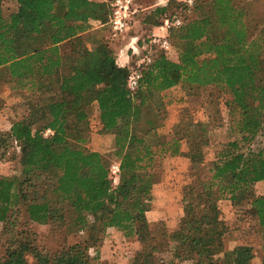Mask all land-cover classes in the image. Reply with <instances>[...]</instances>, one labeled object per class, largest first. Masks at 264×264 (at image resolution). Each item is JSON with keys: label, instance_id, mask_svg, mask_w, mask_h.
<instances>
[{"label": "trees", "instance_id": "obj_1", "mask_svg": "<svg viewBox=\"0 0 264 264\" xmlns=\"http://www.w3.org/2000/svg\"><path fill=\"white\" fill-rule=\"evenodd\" d=\"M11 1L17 10L6 19L0 13V75L24 100L26 113L8 132H0V161L15 147L20 166L18 175L0 177V264H98L107 229L139 243L154 239L142 217L150 211L158 164L179 157L182 148L173 134L158 133L165 119L161 94L178 86L190 98L209 87L225 92L230 97L227 129L234 140L208 164L202 190L183 196V225L162 233L161 245L179 263L251 264V246L225 250L227 227L218 202L247 203L249 215L264 227V196L254 192L264 181V151L250 150L264 136V0H193V8L204 9L201 18L182 21L167 33L169 45L178 49L177 62L163 51L150 56L138 69L134 90L127 86L136 70L132 63L119 66L111 50L86 47L82 36L90 29L95 1ZM177 6L189 8L185 1ZM164 11L155 13L163 22L174 17ZM97 13V26L105 27L108 9ZM62 44L70 46L68 53L61 52ZM62 93L70 99L63 100ZM36 97L44 103L34 104ZM87 103L96 105L104 130H119L113 153L119 167L116 186L108 158L83 147ZM180 120L199 146L191 159L196 175L212 129L197 125L186 110ZM47 130L52 135L44 136ZM20 216L25 224L48 225L64 237L67 232L89 237L84 243L65 239L49 252L34 238L21 239ZM261 251L264 264V239ZM136 255L135 264H155L151 254Z\"/></svg>", "mask_w": 264, "mask_h": 264}, {"label": "rangeland", "instance_id": "obj_2", "mask_svg": "<svg viewBox=\"0 0 264 264\" xmlns=\"http://www.w3.org/2000/svg\"><path fill=\"white\" fill-rule=\"evenodd\" d=\"M96 9L90 15V29L83 34V40L89 51L103 47L105 50H111L118 64V48L123 46L133 47L134 54L130 57V63L134 69H139L140 65L150 56L154 58L163 51L165 57L173 62H177L178 49L170 46L169 50L161 49L152 41V35H157L156 41L165 36L159 27L162 25V16L156 15V9H165L164 16L176 15L181 22L191 19L201 18L204 9L202 5L193 8V4L184 8L177 5L185 0H175L167 4V0H135L138 9L134 16L129 30L118 40L109 43L107 27H98L95 16L101 7L108 9V2L103 0H93ZM244 3L249 0H238ZM199 5V4H198ZM17 10V5L11 0H0V13L6 19L10 14ZM98 16V15H97ZM97 26V27H96ZM97 28L96 30H92ZM174 30L170 31L172 33ZM157 32L159 34H157ZM169 33V34H170ZM107 34V35H106ZM106 36V37H105ZM132 37V38H131ZM91 43H93L91 45ZM139 43V47L136 44ZM62 53H68L70 46L62 44L60 47ZM14 91L10 90L5 76L0 75V132H8L11 125L20 119L22 114L26 113V105L23 99L14 96ZM165 104V119L158 133L162 135L173 134L179 139L182 148L178 159H164L159 161L157 168L158 182L152 188L153 201L150 204V213L142 217L146 221L149 229L154 235V239L139 243L136 239H125L114 229H107L105 237L100 247V260L98 264H135L138 260V253L151 254L155 264H191L185 262L172 261L166 247L161 245L160 235L164 232H173L179 230L183 225L182 198L187 193H196L202 190L208 172L207 167L224 149V146L234 140L233 135L227 129V111L226 102L230 97L217 88L209 87L203 90L198 97L190 98L186 95L181 86L175 87L170 91L161 94ZM63 100H69L67 94L62 93ZM34 104L42 105L43 99L36 97ZM87 112V119L82 124V132L86 136V142L83 147L91 152L104 154L112 165H118V160L113 157L115 151V136L119 130L106 131L101 126L98 119L97 107L94 103L84 105ZM188 111L197 125L209 126V142L204 147V163L199 168L196 175L192 174L191 159L194 152L199 150L197 142L187 136L183 124H181V111ZM252 151H264V136L257 137L250 146ZM20 166L18 164V149L13 147L9 149L6 157L0 161V177H12L19 174ZM110 172V168H109ZM113 186L119 181V176L115 179L111 175ZM118 178V179H117ZM254 192L256 195L264 196V181L255 184ZM215 196V191L212 194ZM220 218L227 227V232L222 241L225 250H231L234 247L246 244L253 248L254 259L251 264H261L262 251L261 243L264 239V227L261 228L256 217L249 215V205L247 203L233 206L228 200L218 202ZM71 216L67 219L70 225ZM24 231L18 230L21 239H33L35 243L46 251H55L63 245V240L68 239V243H84L89 234L81 232L78 234L63 233L50 230L48 225H39L34 223L25 224L22 216L19 217ZM0 223V232L2 229ZM31 237V238H30ZM32 261V257H27Z\"/></svg>", "mask_w": 264, "mask_h": 264}, {"label": "built area", "instance_id": "obj_3", "mask_svg": "<svg viewBox=\"0 0 264 264\" xmlns=\"http://www.w3.org/2000/svg\"><path fill=\"white\" fill-rule=\"evenodd\" d=\"M185 3L188 6L193 4V0H185ZM108 21L106 27L108 30L107 42L112 43L123 34H125L132 25L134 16L137 14L138 9L135 4V0H112L108 3ZM181 20L174 16L171 20H165L163 24L159 27L162 32H165V36L160 40L156 41L157 35H152V41L156 43L161 49L169 50L170 45L166 40L168 30L171 28H177L181 26ZM145 63H149L150 59L147 58ZM140 78L138 69H136L128 78L127 86L130 90H134L137 87V82ZM52 135L50 130H47L44 136ZM110 173L114 179L119 175L118 165H112L110 167Z\"/></svg>", "mask_w": 264, "mask_h": 264}, {"label": "crops", "instance_id": "obj_4", "mask_svg": "<svg viewBox=\"0 0 264 264\" xmlns=\"http://www.w3.org/2000/svg\"><path fill=\"white\" fill-rule=\"evenodd\" d=\"M96 20V19H95ZM91 23V22H90ZM97 27V26H96ZM97 28H93L92 30H96ZM157 34H159L157 32ZM107 35V34H106ZM106 37V36H105ZM132 38V37H131ZM93 43H91L92 45ZM137 47H139V43L136 44ZM118 54H119V58L117 59L118 60V65L119 66H126L128 63H130V57L134 54L133 51V47H126L124 48L123 46L119 47L118 48ZM131 55V56H130ZM172 159H178L177 158H172ZM150 212H148L147 214H149Z\"/></svg>", "mask_w": 264, "mask_h": 264}]
</instances>
